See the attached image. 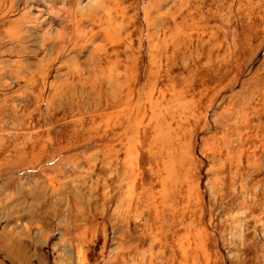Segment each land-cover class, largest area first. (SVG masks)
<instances>
[{"label":"rangeland","instance_id":"1","mask_svg":"<svg viewBox=\"0 0 264 264\" xmlns=\"http://www.w3.org/2000/svg\"><path fill=\"white\" fill-rule=\"evenodd\" d=\"M0 264H264V0H0Z\"/></svg>","mask_w":264,"mask_h":264}]
</instances>
